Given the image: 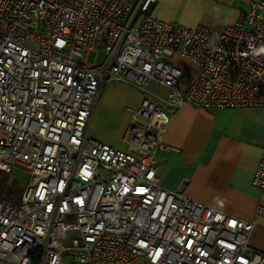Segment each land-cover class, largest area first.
Wrapping results in <instances>:
<instances>
[{"label": "built area", "instance_id": "2783aa9c", "mask_svg": "<svg viewBox=\"0 0 264 264\" xmlns=\"http://www.w3.org/2000/svg\"><path fill=\"white\" fill-rule=\"evenodd\" d=\"M154 4L0 0V172L27 176L17 202L0 198V264H264L248 243L255 221L157 177L164 109L264 107V0L220 30L156 19ZM98 51L103 62L88 63ZM110 81L148 93L124 148L88 134ZM252 183L264 191V151Z\"/></svg>", "mask_w": 264, "mask_h": 264}, {"label": "crops", "instance_id": "0c3cea01", "mask_svg": "<svg viewBox=\"0 0 264 264\" xmlns=\"http://www.w3.org/2000/svg\"><path fill=\"white\" fill-rule=\"evenodd\" d=\"M154 1L150 16L156 19L220 30L234 23L256 0ZM176 59L189 62L197 71L191 61L170 57L173 64ZM129 88L110 81L98 100L106 108L125 114L126 122L132 111L125 107ZM157 121L164 127L162 140L168 147L157 152L159 184L176 189L184 183L185 194L192 199L239 219L255 221L248 243L264 251V218L256 215V207L264 204V191L252 183L264 151V107L201 109L185 103L176 113L164 109ZM130 264L150 263L138 257Z\"/></svg>", "mask_w": 264, "mask_h": 264}, {"label": "rangeland", "instance_id": "374dc122", "mask_svg": "<svg viewBox=\"0 0 264 264\" xmlns=\"http://www.w3.org/2000/svg\"><path fill=\"white\" fill-rule=\"evenodd\" d=\"M103 60L104 55L102 51H98L97 53L89 52L86 56V61L92 64H101ZM174 64L186 73H194V66L185 60L176 59L174 61ZM148 90L152 92L155 91L159 93H164V89L156 87L155 84L149 85ZM127 93L128 99L126 101L125 107L127 106L128 108H132L130 115L128 116V118H126L127 122L125 121V114H120L119 112L117 113L110 110L109 108H106L104 102L102 101L97 102L89 124L88 131L90 135H93L99 138V140L112 146L124 148V142L122 138H124L125 136L126 128L131 120L133 111L142 99V97L148 96V93L146 91H140L134 87L129 88V91ZM26 181L27 176L24 172L13 170L8 175L6 185H11L12 183H19L20 186H24L26 184ZM68 236L70 239L78 238L77 233L74 231H68ZM69 244V241L65 242L66 246H69ZM70 254V250H67L64 255L65 261L68 262L67 258L70 256Z\"/></svg>", "mask_w": 264, "mask_h": 264}, {"label": "trees", "instance_id": "16d2710c", "mask_svg": "<svg viewBox=\"0 0 264 264\" xmlns=\"http://www.w3.org/2000/svg\"><path fill=\"white\" fill-rule=\"evenodd\" d=\"M9 173L1 172L0 175V198L9 200L10 202H17L24 186H20L19 183H12L6 185V181Z\"/></svg>", "mask_w": 264, "mask_h": 264}]
</instances>
